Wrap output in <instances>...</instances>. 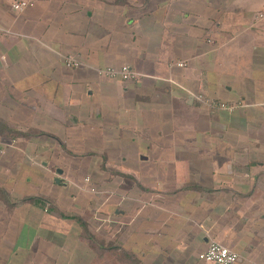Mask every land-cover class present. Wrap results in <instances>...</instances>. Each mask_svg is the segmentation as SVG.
Instances as JSON below:
<instances>
[{
    "label": "crops",
    "instance_id": "1",
    "mask_svg": "<svg viewBox=\"0 0 264 264\" xmlns=\"http://www.w3.org/2000/svg\"><path fill=\"white\" fill-rule=\"evenodd\" d=\"M18 1L0 0V264H215L212 240L264 264V0ZM122 65L137 78L97 74Z\"/></svg>",
    "mask_w": 264,
    "mask_h": 264
},
{
    "label": "built area",
    "instance_id": "2",
    "mask_svg": "<svg viewBox=\"0 0 264 264\" xmlns=\"http://www.w3.org/2000/svg\"><path fill=\"white\" fill-rule=\"evenodd\" d=\"M30 5V2L21 0L15 2L12 7L16 10H22L26 6ZM65 65L68 67H78L81 65V62L77 60L75 57L68 55L64 58ZM179 66H184L183 62L178 63ZM97 74L101 76H105L108 78L119 79L121 81L134 80L139 75L134 69H132L128 65H122L118 67L107 66L103 68H97ZM194 99L201 103H206L210 106H215L220 109H225L228 111H232L237 105L233 103H224L218 102L216 100H212L210 98H206L201 94H194ZM84 183H88V188L91 191H94V187H89L91 185L90 177L85 176L83 178ZM198 259L202 262H210L215 264H235L239 262L240 255L234 251L229 249L228 247L222 245L217 241H210L202 252L198 253Z\"/></svg>",
    "mask_w": 264,
    "mask_h": 264
},
{
    "label": "rangeland",
    "instance_id": "3",
    "mask_svg": "<svg viewBox=\"0 0 264 264\" xmlns=\"http://www.w3.org/2000/svg\"><path fill=\"white\" fill-rule=\"evenodd\" d=\"M83 173H84V169H83V170H80V171L78 172V174H79V176H78V177H80V178H78V177H77V179L75 178V179H76V182H81V183H82V181H83V180H81V179H83V178H84V177H83L84 175L82 176V174H83ZM90 182H91V180H90ZM84 185H86V186H87V185H88V183H87V184H86V183H84Z\"/></svg>",
    "mask_w": 264,
    "mask_h": 264
},
{
    "label": "water",
    "instance_id": "4",
    "mask_svg": "<svg viewBox=\"0 0 264 264\" xmlns=\"http://www.w3.org/2000/svg\"><path fill=\"white\" fill-rule=\"evenodd\" d=\"M56 182H57V183H60V179H56Z\"/></svg>",
    "mask_w": 264,
    "mask_h": 264
}]
</instances>
